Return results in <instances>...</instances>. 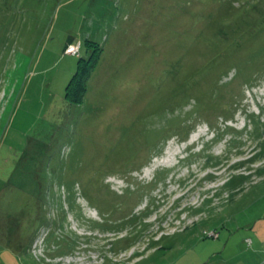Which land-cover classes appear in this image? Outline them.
Returning <instances> with one entry per match:
<instances>
[{
    "label": "rangeland",
    "instance_id": "rangeland-1",
    "mask_svg": "<svg viewBox=\"0 0 264 264\" xmlns=\"http://www.w3.org/2000/svg\"><path fill=\"white\" fill-rule=\"evenodd\" d=\"M229 1L0 0V264H264V0Z\"/></svg>",
    "mask_w": 264,
    "mask_h": 264
},
{
    "label": "trees",
    "instance_id": "trees-1",
    "mask_svg": "<svg viewBox=\"0 0 264 264\" xmlns=\"http://www.w3.org/2000/svg\"><path fill=\"white\" fill-rule=\"evenodd\" d=\"M216 1L219 4V8H221L220 11L223 12V15L224 14L230 15V13H228V12L234 13L236 11L235 10L236 6L233 5L229 0H216ZM232 1H235V0H232ZM196 2L201 3V0H195V1L194 0H188V4H191L190 6L194 5V3H196ZM183 7H185L183 9L188 10V5L186 4V2L184 3ZM179 12H180V14H182L183 11H179ZM208 15H213V13H209ZM74 44L75 43L68 42L65 45L64 50L70 45L74 46ZM95 54H96V50H95V53L93 56H95ZM78 55H79V50H78V54H76V56H78ZM94 62H95V57L94 58L89 57L88 59L80 58L78 60V66L76 68V71L73 73L72 78L66 87L65 94L68 97L69 101L79 102L81 100L84 92L86 91V88H85L86 80L90 74L89 72H90V69L92 68ZM191 100H193V102H196L195 99H191ZM177 102H178V100H176V102H174V105ZM174 107H175V110L178 111L180 108H182V105L174 106ZM189 110H190L189 113H191L192 110L191 109H189ZM181 114L182 113H180V115H176V116L173 115L172 117H170L171 120L169 122H166V123L170 124V122L174 123V122L178 121L177 119L181 117Z\"/></svg>",
    "mask_w": 264,
    "mask_h": 264
},
{
    "label": "built area",
    "instance_id": "built-area-1",
    "mask_svg": "<svg viewBox=\"0 0 264 264\" xmlns=\"http://www.w3.org/2000/svg\"><path fill=\"white\" fill-rule=\"evenodd\" d=\"M70 49L73 50V47H71Z\"/></svg>",
    "mask_w": 264,
    "mask_h": 264
}]
</instances>
